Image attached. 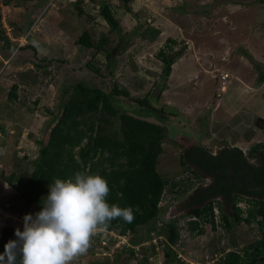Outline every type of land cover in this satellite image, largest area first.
I'll use <instances>...</instances> for the list:
<instances>
[{
    "label": "rangeland",
    "instance_id": "rangeland-1",
    "mask_svg": "<svg viewBox=\"0 0 264 264\" xmlns=\"http://www.w3.org/2000/svg\"><path fill=\"white\" fill-rule=\"evenodd\" d=\"M75 1L47 0L39 5V0H0V34L25 47L11 52L0 38V171L30 173L38 142L49 134L67 84L82 80L110 88L118 81L131 96L151 92L158 106L167 105L175 114L165 121L168 130L159 170L175 184L168 187L162 204L164 217L179 220L182 241L174 247L178 257L187 264L216 262L220 247L230 249L232 238L237 247L257 238L256 228L245 222L213 229L207 220L204 234L190 233L189 196L212 179L196 166L183 165L181 154L197 143L212 153L226 145L247 151L254 143H264V128L257 125L258 118H264V82L259 79L264 74V0H132V12L119 0H107L120 21L119 31H110L100 15L101 0H80L83 13ZM147 23L160 30L153 41L140 35ZM85 29L93 40L102 33L110 36L109 54L97 57L104 76L86 68L91 52L78 42ZM169 38L178 40L172 49ZM183 45L186 49L170 76L162 77L159 50L173 53ZM225 72L229 78L222 88L220 76ZM13 83L18 84L17 99L9 98ZM119 98L121 109L143 112L131 98ZM145 118L159 122L156 116ZM222 208L233 218L230 204L223 203ZM27 213L35 214L36 208L0 179V234L5 224L23 227ZM127 235L102 226L73 264H163L164 251L156 235L136 247L134 257L128 252L116 255Z\"/></svg>",
    "mask_w": 264,
    "mask_h": 264
},
{
    "label": "trees",
    "instance_id": "trees-1",
    "mask_svg": "<svg viewBox=\"0 0 264 264\" xmlns=\"http://www.w3.org/2000/svg\"><path fill=\"white\" fill-rule=\"evenodd\" d=\"M46 1L39 0V5ZM119 1L127 11L132 12V0ZM75 3H80V0ZM78 8L82 13L85 11L79 4ZM99 9L110 31H119L120 21L112 3L101 0ZM159 34V28L150 23L140 31L141 37L148 41L155 40ZM0 38L11 52L20 47L25 48L13 45L3 34H0ZM109 40L110 36L105 33L98 40H93L87 29L78 39L79 44L91 52L86 68L100 76L105 73L102 72L97 57L109 54ZM168 41L171 49V45L178 43L173 38ZM185 49L186 46L183 45L173 53L163 48L159 50L162 77L170 76L173 64ZM108 70L112 73L113 66H109ZM20 75L25 77L24 73L20 72ZM259 79L263 83L264 74ZM67 85L62 93L59 110L50 124L49 134L38 142V157L30 173L22 176L15 170L9 174L1 170L0 179L15 186L23 202L34 206L37 212L42 207V198L49 191V184L55 178H74L77 172L100 174L107 179L110 187L108 202L133 208L134 218L130 223L118 217L105 225L117 229L120 234H128L126 244L121 249L118 248L115 254L128 252L134 257L136 247L144 246L156 235L164 251L163 264H187L178 257L174 248L181 245L182 241L179 220L163 215V198L175 184L159 170L164 150L163 140L168 130L165 121L170 119L169 116L175 115L174 112L167 105L158 106L151 97V92L145 96H131L129 89L118 81H114L110 88L94 86L82 80ZM17 91L18 84L13 83L9 89V98L17 99ZM120 96L134 100L143 112L138 111L137 115L118 107ZM147 116H156L159 122L145 118ZM257 125L264 128V118H258ZM181 163L200 168L212 179L209 184L198 187L189 196L190 233L204 234V222L210 220L213 229H217L219 225L230 229L235 224L245 222L255 227L259 234L242 247H237V241L232 238V247L226 249V246H221L220 257L213 264H264V143H254L247 151L239 146L226 145L217 153H212L206 146L197 143L181 154ZM181 192V188H177L176 194ZM241 202L246 205L241 206ZM223 203L230 204L233 218L224 211ZM219 218L221 222L218 221ZM17 227L21 230L23 228L14 224L2 226L0 252L4 251L7 241L15 239ZM144 257L147 261L148 257Z\"/></svg>",
    "mask_w": 264,
    "mask_h": 264
},
{
    "label": "clouds",
    "instance_id": "clouds-1",
    "mask_svg": "<svg viewBox=\"0 0 264 264\" xmlns=\"http://www.w3.org/2000/svg\"><path fill=\"white\" fill-rule=\"evenodd\" d=\"M110 187L100 174L77 172L74 178H55L42 207L23 217L0 252V264H73L84 254L98 229L113 219L131 222V206L109 203ZM157 237V236H156Z\"/></svg>",
    "mask_w": 264,
    "mask_h": 264
},
{
    "label": "built area",
    "instance_id": "built-area-1",
    "mask_svg": "<svg viewBox=\"0 0 264 264\" xmlns=\"http://www.w3.org/2000/svg\"><path fill=\"white\" fill-rule=\"evenodd\" d=\"M228 78V73H222L221 74V80H222V88H224V86H225V81H226V79ZM154 238H156V237H154ZM127 242V241H126ZM214 262V261H213ZM213 262H207V263H205V264H212Z\"/></svg>",
    "mask_w": 264,
    "mask_h": 264
},
{
    "label": "crops",
    "instance_id": "crops-1",
    "mask_svg": "<svg viewBox=\"0 0 264 264\" xmlns=\"http://www.w3.org/2000/svg\"><path fill=\"white\" fill-rule=\"evenodd\" d=\"M215 153H217V152H215Z\"/></svg>",
    "mask_w": 264,
    "mask_h": 264
}]
</instances>
